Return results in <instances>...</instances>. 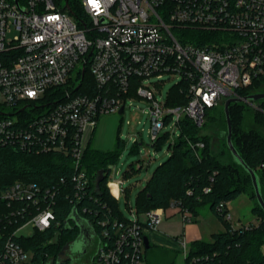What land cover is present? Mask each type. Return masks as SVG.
<instances>
[{"label":"built area","instance_id":"2783aa9c","mask_svg":"<svg viewBox=\"0 0 264 264\" xmlns=\"http://www.w3.org/2000/svg\"><path fill=\"white\" fill-rule=\"evenodd\" d=\"M61 1L0 0V105L13 109L0 110V144L69 154L78 188L89 179L81 163L83 131L101 115L123 111L126 100H142L148 106L149 133L156 140L170 120L178 128L183 117L202 126L208 109L227 97H244L236 89L264 76V0H77L79 17L71 13L67 0L62 6ZM10 29L14 34L7 36ZM85 67L91 82L84 80ZM164 74L177 76V83L183 80L188 95L184 103L159 100L158 85L145 82ZM131 78L136 80L134 95L128 94ZM59 86L62 97L46 102V90ZM37 101L41 104L32 105ZM29 106L42 110L31 115ZM196 145L202 147L203 142ZM122 182L107 181L115 198ZM33 188L14 182L0 189V201L36 204ZM18 206L16 213L24 208ZM215 209L231 228L247 225L234 226L223 202ZM180 210L189 220L187 211ZM52 218V208L46 205L17 225L3 239L1 264H33V252L15 236L23 234L27 223L33 229L24 235L44 230ZM162 218L163 208L156 207L133 212L124 222L114 220L111 232L103 229L104 238L91 231L97 246L85 264H145L144 231L156 229ZM178 240L185 258L186 240Z\"/></svg>","mask_w":264,"mask_h":264},{"label":"trees","instance_id":"16d2710c","mask_svg":"<svg viewBox=\"0 0 264 264\" xmlns=\"http://www.w3.org/2000/svg\"><path fill=\"white\" fill-rule=\"evenodd\" d=\"M67 1L71 13L79 17L77 0ZM262 77L246 88L236 89L237 94L247 95L259 84ZM85 79L91 82L87 67ZM131 81L133 85L128 94L134 95L136 80L131 78ZM76 91H80V88ZM62 94L63 87H51L46 90L44 99L52 103L60 99ZM187 98V89L181 80L170 89L166 102L169 105H178ZM255 102L256 107L243 101L230 102L231 137L239 154L256 172L264 196V99ZM220 106L213 107L217 116L209 115L206 111L205 122L200 127L187 117L180 120L179 134L173 142H169L168 156L154 167L137 193L136 213L156 207L165 208L174 202L196 216L202 206L208 205L220 218L224 228L213 233L211 241H192L184 264H190L191 259H195L192 264H264V210L257 202L255 201L252 210L258 213V223H248L235 229L215 209L219 202L226 206L242 192L255 200L248 172L232 159L226 146V122L223 105ZM248 116L256 127H244ZM213 119L217 135L221 139L219 155L211 151L209 135L202 132L208 121ZM95 127L96 125L92 127L82 156V167L89 177L82 188L76 187L72 178L74 168L69 154L0 144V189L14 182L29 183L33 185L38 198L36 204L31 200L9 204L4 200L0 201V250L5 236L10 235L17 225L24 223L38 207L46 205L53 211L49 227L41 231L35 229L30 235L15 236L23 248L33 252V264H68L66 260L58 257L62 246L69 241L74 242L80 233L74 215L88 224L98 238H104L103 229L112 231L114 220H128L121 214L117 198L107 187L108 165L119 155L122 139L116 134L113 148H95L92 146ZM166 136L167 133H163L157 137L154 144L156 148L160 147ZM198 141L203 142L202 147L196 145ZM99 169H103V177L96 185L95 178ZM205 187L209 190L205 191ZM113 191L116 192L115 186ZM17 206L24 208L16 213Z\"/></svg>","mask_w":264,"mask_h":264},{"label":"rangeland","instance_id":"374dc122","mask_svg":"<svg viewBox=\"0 0 264 264\" xmlns=\"http://www.w3.org/2000/svg\"><path fill=\"white\" fill-rule=\"evenodd\" d=\"M63 3L64 0L61 1L60 5L62 6ZM13 34L14 32L12 29L7 32V36H12ZM178 80L177 76L164 74L159 78L152 76L145 82L152 83L156 86L158 85L159 89H156V97L161 101H166L170 89L177 84ZM262 91H264V77H262L259 84L252 88L249 93ZM223 102L219 104V106L221 105L220 107H222ZM253 103L256 104L255 101H253ZM35 104L39 105L41 102L37 101ZM248 104L251 107L253 106L250 103ZM147 107V104L142 100L135 99L131 104H129V100H126L124 109L121 113L101 115L92 133V141L95 138H99L100 146H102L101 148L103 149H111L114 147L116 134L122 139L119 155L108 165V179L123 180L121 184L122 190L117 198V203L121 214L126 218H131L132 213H136V196L138 191L144 185L145 180L150 176L154 167L168 156L170 152L169 142H173L179 134V128L170 120L159 134L160 136L163 133H167L166 139L159 148H156L154 145L155 140L151 138L148 130L150 119L146 111ZM0 110L5 113L13 111L12 107L3 105H0ZM27 110L33 115L37 114L42 109L29 106ZM207 112L209 115L217 116V112H215L214 108L208 109ZM214 122L215 119L208 121L207 125L202 129V132L209 135L211 151L219 155L221 139L217 135V127ZM250 126L256 127L257 125L251 120V117L248 116L246 117L244 127L249 128ZM259 128L262 129L261 127ZM90 134V127L88 129L85 128L82 135L83 146H85ZM134 142L135 146L133 147ZM254 204L255 200L246 192L240 193L237 197L229 201L227 203V210L232 217V224L237 227L242 224L258 223V213L252 210ZM164 209L167 219L158 225L156 230L158 232L156 235L165 236L157 237L161 238L162 240L160 239V241L168 244L167 246H169V248L171 247V249L145 248L143 261L145 264H184V254L176 239V236L181 233L182 226L179 216L181 214L180 207L169 204ZM199 213L200 215H205L193 217L192 220L199 227L201 238L208 241L211 239V235L208 234L209 230H216V228L222 230L223 224L217 214L209 209L208 205L202 206L199 209ZM184 215L188 217L190 213L185 212ZM32 229V224L27 223L20 232L29 234ZM148 235L151 239L152 234L149 233ZM185 240L189 248L191 241ZM80 244L81 242L78 239L74 242H67L62 246L58 258L60 260L68 259L72 251L80 249ZM96 246L97 240L93 238L90 246L81 256L75 254V257L81 260L73 264H85L88 262V259L95 253ZM262 250H264V245H262ZM72 259H74V257ZM69 264H72V262L69 261Z\"/></svg>","mask_w":264,"mask_h":264},{"label":"water","instance_id":"95a60500","mask_svg":"<svg viewBox=\"0 0 264 264\" xmlns=\"http://www.w3.org/2000/svg\"><path fill=\"white\" fill-rule=\"evenodd\" d=\"M66 7H68L67 2H66ZM260 99H264V91L248 93L247 95L241 98L240 97H227L224 99V102H223V113H224L225 122H226V136H225L226 146L229 150V153L232 159L235 160L237 163H239L248 172L250 179H251V184L254 190V194H255V201L262 208V210H264V196H262V191H261V186L259 183L258 176L256 172L254 171V169L249 167V165L245 162V160L239 154L238 150L235 148L232 142V137H231L232 136V125H231V118H230V113H229L230 102L246 101V100L259 101ZM121 111H122V108L118 110L119 113ZM102 177H103V169H99L97 171L96 178H95L96 185L99 184ZM74 217L76 219V223L80 227V233L78 235V239L79 238L83 239V246H81L80 249L83 252H85L86 245L88 244L89 238L91 236V230L88 224L80 220L75 215ZM144 246L145 248L149 247L148 238L146 236L144 237Z\"/></svg>","mask_w":264,"mask_h":264},{"label":"crops","instance_id":"0c3cea01","mask_svg":"<svg viewBox=\"0 0 264 264\" xmlns=\"http://www.w3.org/2000/svg\"><path fill=\"white\" fill-rule=\"evenodd\" d=\"M89 128V127H88ZM87 128V129H88ZM92 130V127H90V131ZM91 135V134H90ZM90 137V136H89ZM88 137V139H89ZM87 139V140H88ZM111 141V140H110ZM98 144V145H97ZM109 145V144H108ZM92 146L95 147V148H99V149H103L101 148L102 146H100V142H99V138H95L93 141H92ZM171 205V204H170ZM173 206H176V205H173ZM163 208V218L161 220L160 223H162L164 220H166V216H165V209L164 207ZM181 212V211H180ZM179 212V214H180ZM188 213V212H187ZM205 215V214H203ZM203 215H200L199 211H198V214L196 216H193L191 213H190V216L189 217V220H184L183 219V216H182V213L179 215L180 216V220H181V233L179 235L176 236V239L178 240L180 237H184L185 239L187 240H190L191 242L194 241V240H203L201 238V233H200V230H199V227L197 226V224L195 222H193V217H198V216H203ZM159 223V224H160ZM158 227V226H157ZM224 226L222 225V230H223ZM215 229V228H214ZM156 229H145L144 233H145V236L148 238V242H149V245H151L150 247L152 248H162V249H171V247L169 248V246H167L168 244H165L164 242L160 241L161 238L157 237V236H162V237H165L163 235H156L158 231H156ZM218 231H221L220 229L216 228V230H209V233L211 235V239H212V234L213 233H216ZM149 233L152 234V237L151 239L149 238ZM208 240V241H211ZM162 240V239H161ZM205 241V240H204ZM179 242V240H178ZM190 247V246H189Z\"/></svg>","mask_w":264,"mask_h":264},{"label":"flooded vegetation","instance_id":"af4514ba","mask_svg":"<svg viewBox=\"0 0 264 264\" xmlns=\"http://www.w3.org/2000/svg\"><path fill=\"white\" fill-rule=\"evenodd\" d=\"M95 236H94V234H92L91 233V236H90V238H89V242H88V244L86 245V249L90 246V244H91V242H92V240H93V238H94ZM78 239V238H77ZM80 242H81V246H83V239H81V238H79L78 239ZM72 251V250H71ZM86 251V250H85ZM84 252L81 250V249H78V250H76V251H72V254L70 255V257L68 258V260H70L72 263H74V262H76V261H79V260H81V259H78V257H75V254H78V256H81L82 254H83ZM74 257V259H72V258Z\"/></svg>","mask_w":264,"mask_h":264}]
</instances>
